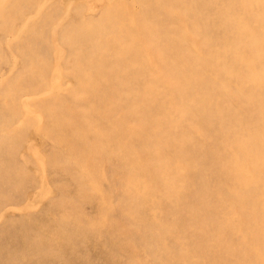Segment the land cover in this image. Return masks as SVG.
<instances>
[{
  "label": "bare ground",
  "instance_id": "1",
  "mask_svg": "<svg viewBox=\"0 0 264 264\" xmlns=\"http://www.w3.org/2000/svg\"><path fill=\"white\" fill-rule=\"evenodd\" d=\"M136 1L148 5L138 16L120 2L98 21L70 31L75 46L86 35L93 42L83 58L69 61L78 85L69 107L74 117H63L65 101L39 106L40 135L53 150L37 162L60 184L61 197L49 206L59 221L39 223L44 214L14 223L12 230L36 225L33 239L23 243L35 251L36 264H125L123 258L144 264L131 245L134 235L146 241L144 254L154 264H264V0ZM209 6L215 7L212 16L203 13ZM153 11L164 16L165 31L148 22ZM221 42V49L214 48ZM41 64L27 67L24 75L34 79ZM128 84L132 91L124 88ZM22 89L16 81L4 94L10 98ZM84 99L89 102L83 108L72 104ZM96 100L103 110L122 103L126 110L114 126L100 128L90 105ZM3 111L4 128L19 108L0 100ZM200 111L193 124V114ZM85 133L94 141L81 150L75 144ZM200 134L204 142L194 139ZM17 136L2 138L0 150L12 152L11 142L21 139ZM206 150L212 168L199 162ZM105 163L120 185L113 208L93 181ZM5 174L11 177L6 184L16 187L0 162V179ZM190 188L197 192L196 205L186 203ZM87 204L95 211L88 213ZM110 209L120 211L116 220H108ZM75 242L82 256L74 253ZM88 246L102 256L92 255ZM16 259L12 255L5 264Z\"/></svg>",
  "mask_w": 264,
  "mask_h": 264
},
{
  "label": "rangeland",
  "instance_id": "2",
  "mask_svg": "<svg viewBox=\"0 0 264 264\" xmlns=\"http://www.w3.org/2000/svg\"><path fill=\"white\" fill-rule=\"evenodd\" d=\"M67 1L70 0H0V100L7 101L8 104L16 105L19 108L18 114L11 123L4 128L0 127V140L14 133H17L18 138H21L18 144L17 141L11 142L10 147L11 145L15 146L12 152L0 150V162L4 164L6 172H10L15 184H17L16 187L8 186L6 181L8 180V183H11V177L9 178L7 174L0 179V264L9 263L11 256L16 254V264L37 263L35 251L32 248L26 249L23 246L24 240L30 243L33 239L37 231L36 225H21L18 230H12L17 225L14 223L44 214L47 215V218L44 215V220L41 219L39 223L53 225L59 221L58 215L49 213V206L50 203L60 199V184L55 177L48 176L41 164L37 162L38 157L45 160L47 156H51L53 150L51 141L40 135L41 131L39 129L41 130L43 114L39 106L46 107L45 105L48 106L56 100L65 101L66 105L63 108L64 112H62L63 117L67 119L74 117V113L69 107H71L73 91L78 85L77 78L69 72V61L74 58H83L92 47L93 42L92 36L86 35L85 38L76 41V43L78 42L76 45L78 47H76L73 41L76 37H69L71 36L70 31L86 21H98L101 19L103 12L120 2L127 4L130 11L136 16L148 8L146 2L136 0H103L102 3L99 0H83L84 2L82 0H71L70 4ZM223 1L225 0L219 1V3ZM214 10V6H209L205 8L203 13L212 16ZM147 20L155 26L162 27L164 31L166 30L165 18L157 11H153ZM20 29L21 31H19ZM16 32L19 34H16ZM214 32V30H211L212 35ZM223 46V42L214 44V48L217 49H221ZM59 51H62V53H59ZM40 60H42L41 70L32 73L35 74V78H31L29 75L25 76V69ZM20 75L23 79L21 81L19 80ZM125 75L133 78V74ZM146 79L148 80V76L143 78L141 84ZM16 81L23 85L22 91L18 93L20 95L14 96L13 94L10 98H7L9 94H4L6 88ZM128 85L124 88L133 89L134 86ZM125 91L129 90L125 89ZM29 96L33 97L30 99ZM213 101L216 103L219 99L215 96ZM88 102L84 99L77 101L76 105L72 104L80 109L85 107ZM101 103L99 100L90 103L94 108L92 113L94 123L100 128L105 123L114 126L126 110V103H122L112 110H103ZM201 113L202 111L193 114L191 118L193 124L197 123L196 116ZM6 115L7 111H3L0 113V118H4ZM0 122H2V119H0ZM116 139H119V137L116 136ZM194 139L200 142L206 140L202 134L197 135ZM28 141L30 144H27ZM39 141L41 146L40 143L38 145ZM93 141V135L85 133L82 134L75 145L81 150H88L90 143ZM199 162L202 166L206 165L208 168H212L207 150L200 154ZM20 170L25 171L26 176H21L18 173ZM43 173L47 176L44 185L41 179ZM93 181L94 185L97 186V191L107 196V203H110L109 207L113 208L112 203L117 204L120 198V185L114 178L112 167L105 163L101 172L93 175ZM196 193L195 189H189L186 197L187 204L196 205L198 203ZM85 209L88 213L93 212L95 206L94 204H87ZM119 216L120 211L118 209L115 211L110 209L108 212V220L110 221L116 220ZM161 216L162 214L159 213L158 217ZM141 227L147 228V226ZM91 245L94 246V244ZM131 245L137 250L138 255L143 258L144 264H154L144 254L146 241L141 236H132ZM167 245L171 248L170 250L175 248L173 241H170ZM28 246L30 247V244ZM92 246H88V248L94 250ZM78 247L79 242H75L74 253L82 256L83 252ZM95 250L91 254L95 256V253H97V257L100 258L102 256L101 251L98 253ZM123 260L125 264H128L127 258H123ZM229 263L230 261L227 264ZM93 264H104V262L95 260Z\"/></svg>",
  "mask_w": 264,
  "mask_h": 264
}]
</instances>
